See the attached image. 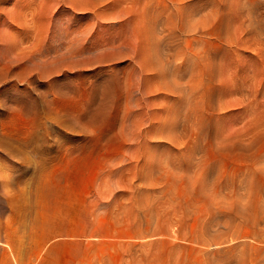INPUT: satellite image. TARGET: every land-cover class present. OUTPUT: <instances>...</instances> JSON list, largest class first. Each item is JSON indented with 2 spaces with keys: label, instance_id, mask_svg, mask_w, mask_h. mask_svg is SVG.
I'll return each instance as SVG.
<instances>
[{
  "label": "rangeland",
  "instance_id": "obj_1",
  "mask_svg": "<svg viewBox=\"0 0 264 264\" xmlns=\"http://www.w3.org/2000/svg\"><path fill=\"white\" fill-rule=\"evenodd\" d=\"M0 264H264V0H0Z\"/></svg>",
  "mask_w": 264,
  "mask_h": 264
},
{
  "label": "bare ground",
  "instance_id": "obj_2",
  "mask_svg": "<svg viewBox=\"0 0 264 264\" xmlns=\"http://www.w3.org/2000/svg\"><path fill=\"white\" fill-rule=\"evenodd\" d=\"M55 16V15H54ZM121 18V17H120ZM96 25V24H95ZM97 25H98V23H97ZM101 26V25H100ZM87 31V30H86ZM91 31V30H90ZM78 33V32H77ZM84 34V33H83ZM76 41V40H75ZM88 42V41H87ZM199 56V55H198ZM199 58V57H198ZM198 61H200V60H198Z\"/></svg>",
  "mask_w": 264,
  "mask_h": 264
}]
</instances>
